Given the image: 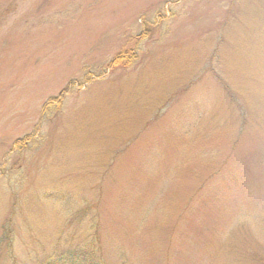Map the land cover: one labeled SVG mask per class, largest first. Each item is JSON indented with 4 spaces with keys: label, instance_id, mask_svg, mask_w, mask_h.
<instances>
[{
    "label": "rangeland",
    "instance_id": "1",
    "mask_svg": "<svg viewBox=\"0 0 264 264\" xmlns=\"http://www.w3.org/2000/svg\"><path fill=\"white\" fill-rule=\"evenodd\" d=\"M69 247L264 264V0H0V264Z\"/></svg>",
    "mask_w": 264,
    "mask_h": 264
},
{
    "label": "trees",
    "instance_id": "2",
    "mask_svg": "<svg viewBox=\"0 0 264 264\" xmlns=\"http://www.w3.org/2000/svg\"><path fill=\"white\" fill-rule=\"evenodd\" d=\"M133 49H121L119 50L114 57L110 60L109 66L113 68H119L120 66H128L132 63L133 59L132 56L129 55ZM134 51V50H133ZM70 84L66 87L62 93L58 96L52 97L48 100L45 105L44 110H48L50 106H52L53 102L59 101L61 103L63 99H61L62 95L68 92ZM54 100V101H53ZM58 104V103H57ZM59 106V105H58ZM60 108V107H58ZM27 142V141H26ZM17 145H21V143L17 140L15 142L14 149L18 147ZM11 234V233H10ZM12 237V238H11ZM6 237L8 240H12L13 236ZM93 247L96 246L95 239L93 240L92 244ZM11 248V244L9 245ZM97 248V246H96ZM95 249V247H94ZM12 250V248H11ZM95 252L93 249H88L85 247H74V248H67L66 250L58 251L55 250L50 254H47L43 260L41 259L38 264H107L106 262L102 261V259L95 258ZM255 259V258H254Z\"/></svg>",
    "mask_w": 264,
    "mask_h": 264
}]
</instances>
